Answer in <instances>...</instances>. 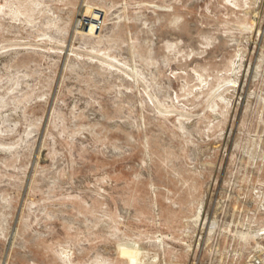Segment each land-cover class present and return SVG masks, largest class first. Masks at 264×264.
Here are the masks:
<instances>
[{
	"label": "rangeland",
	"instance_id": "rangeland-1",
	"mask_svg": "<svg viewBox=\"0 0 264 264\" xmlns=\"http://www.w3.org/2000/svg\"><path fill=\"white\" fill-rule=\"evenodd\" d=\"M264 264V0H0V264Z\"/></svg>",
	"mask_w": 264,
	"mask_h": 264
},
{
	"label": "built area",
	"instance_id": "built-area-1",
	"mask_svg": "<svg viewBox=\"0 0 264 264\" xmlns=\"http://www.w3.org/2000/svg\"><path fill=\"white\" fill-rule=\"evenodd\" d=\"M252 261L254 262V264H259L260 263V261L257 258L253 259Z\"/></svg>",
	"mask_w": 264,
	"mask_h": 264
}]
</instances>
